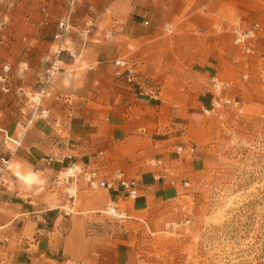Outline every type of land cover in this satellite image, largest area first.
Returning a JSON list of instances; mask_svg holds the SVG:
<instances>
[{
    "label": "crops",
    "instance_id": "obj_1",
    "mask_svg": "<svg viewBox=\"0 0 264 264\" xmlns=\"http://www.w3.org/2000/svg\"><path fill=\"white\" fill-rule=\"evenodd\" d=\"M42 3L43 19L26 25L27 42L56 51L59 70L38 104L45 55L11 57L0 116V165L10 157L0 171V264H142L137 239L175 219L208 164L210 78L237 74L235 29L264 17V0H76L63 39L58 21L70 0ZM120 57L149 78L143 91L117 74ZM22 133L19 146L7 137ZM179 144L196 149L178 153ZM48 156L65 163H46ZM70 160L107 177L123 171L140 181L139 195L80 180L70 202L53 186ZM165 170L173 173L155 178ZM112 201L126 218L102 213Z\"/></svg>",
    "mask_w": 264,
    "mask_h": 264
},
{
    "label": "rangeland",
    "instance_id": "obj_2",
    "mask_svg": "<svg viewBox=\"0 0 264 264\" xmlns=\"http://www.w3.org/2000/svg\"><path fill=\"white\" fill-rule=\"evenodd\" d=\"M42 6V0H0V73L7 75L11 57L22 54L45 55L46 70L53 63L56 51L27 42L26 25L43 19ZM256 21L264 27V17ZM235 64L239 71L226 79L236 103L204 112L214 128L209 161L174 215L191 221L167 228V220L140 235L135 246L142 264H264V30L254 52L239 51ZM4 83L10 87L8 78ZM4 83L1 117L9 92Z\"/></svg>",
    "mask_w": 264,
    "mask_h": 264
},
{
    "label": "built area",
    "instance_id": "obj_3",
    "mask_svg": "<svg viewBox=\"0 0 264 264\" xmlns=\"http://www.w3.org/2000/svg\"><path fill=\"white\" fill-rule=\"evenodd\" d=\"M76 0H70V10L66 16L58 21L59 30L56 33L57 38L63 39L68 30L72 25V11L73 6ZM264 30L263 25L256 21L251 24L250 27L245 29L241 27H237L235 29V43L239 48V51L242 55L249 56L254 52L255 42L261 33ZM115 64L118 66L117 74L124 75L129 82L135 83L140 91L145 89V85H147L149 78L145 76L138 75L135 62L120 57L115 60ZM5 71H9L10 65H5ZM59 70V65L57 61H54L47 73L44 77V85L41 88L37 103L41 97L46 93L47 85L50 82L54 73ZM7 80V75L0 73V83H4ZM4 90L9 91L10 87L4 83L2 86ZM232 82L229 79L222 78L218 75H214L210 78L208 90L212 95L211 105L210 107L204 108V112L211 113L212 111L217 110L222 105H228L236 103L235 95L231 94ZM155 98L158 97V92L152 93ZM44 114V112H42ZM32 121V118L28 120V123ZM22 129H26L27 124L21 126ZM3 130V129H2ZM24 133H22L19 137L13 138L11 136H7L10 141H12L16 146L21 144V137ZM196 146L194 144L183 145L179 144L177 146L178 153L183 151L194 152ZM70 158V157H69ZM46 163H54L60 162L65 163V157H55L48 156L44 158ZM153 162L156 165H164V161L161 158L154 159ZM10 163V157L3 156L0 171H5ZM173 172H168L165 170L164 172H159L155 175L156 179H165L169 174ZM80 180H84L87 183V186L93 190H99L101 188H111L116 184H119L122 187L121 193L123 195L129 196L131 198H136L139 195L140 191V181L135 178L128 177L123 171H116L112 177H107L106 175L101 174L100 169L93 164H89L86 162H80L78 160H70L68 161L62 170V172L53 180V186L56 188H64L66 192L67 199L73 203L76 196L77 184ZM186 184H188L186 182ZM102 213L107 214L111 218L123 219L128 215L125 211L120 209V205L117 201H112L106 205V207L102 210ZM190 219L181 218L175 219L167 222V228H177L181 225H187L190 223Z\"/></svg>",
    "mask_w": 264,
    "mask_h": 264
}]
</instances>
